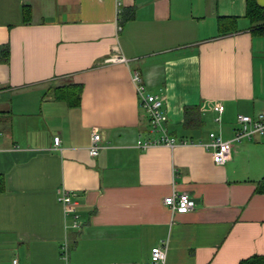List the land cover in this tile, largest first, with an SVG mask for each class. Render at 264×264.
<instances>
[{
  "label": "crops",
  "instance_id": "0c3cea01",
  "mask_svg": "<svg viewBox=\"0 0 264 264\" xmlns=\"http://www.w3.org/2000/svg\"><path fill=\"white\" fill-rule=\"evenodd\" d=\"M135 73L173 147L137 145L158 135ZM263 110L264 31L245 0H0V264H145L156 245L164 264L264 256V135L223 165L204 146ZM180 192L194 208L174 214L163 199Z\"/></svg>",
  "mask_w": 264,
  "mask_h": 264
},
{
  "label": "built area",
  "instance_id": "2783aa9c",
  "mask_svg": "<svg viewBox=\"0 0 264 264\" xmlns=\"http://www.w3.org/2000/svg\"><path fill=\"white\" fill-rule=\"evenodd\" d=\"M116 60L124 61V58L117 57ZM134 82L138 85V96L140 98V105L148 116L150 130L157 133L158 137L147 142L137 141L139 147H147L148 145L164 144L168 147H173L176 143L174 137L170 136L165 128L166 115L161 111L162 98L159 95L146 94L140 84L138 73L134 74ZM211 108L221 113L223 106L221 104H214ZM216 120H219L217 118ZM1 134V133H0ZM254 135H264V110L257 113L255 116L237 115L236 128L232 138L223 140L220 135L213 132L209 133V141L204 144L206 148H211L212 160L216 165H223L230 157V151L233 143L240 142L243 139H251ZM100 135L93 131L90 137V144L88 146V155L94 157L98 154L100 146ZM59 143V137H54V144ZM56 200L62 204L64 214L71 215V228L79 229L81 227L79 215L77 213L78 205L72 201L67 190L60 189L57 191ZM163 203L172 213L185 214L194 208V202L187 192L173 193L163 199ZM61 257L67 260L68 247L66 243L60 246ZM166 258V246H153L150 249L149 260L145 264H164ZM10 264H18L16 259H13Z\"/></svg>",
  "mask_w": 264,
  "mask_h": 264
},
{
  "label": "trees",
  "instance_id": "16d2710c",
  "mask_svg": "<svg viewBox=\"0 0 264 264\" xmlns=\"http://www.w3.org/2000/svg\"><path fill=\"white\" fill-rule=\"evenodd\" d=\"M246 3V16L249 19L252 29L254 31H264V10L263 8L258 5L256 0H245ZM224 19L223 17H220L219 19V27L218 30L220 33L223 32H229V29L223 28L221 21ZM3 52H7L5 49ZM262 184L264 183V180L261 182ZM2 177H0V190H2ZM261 190L264 191V188H260ZM239 264H264V256H251L247 259L241 260Z\"/></svg>",
  "mask_w": 264,
  "mask_h": 264
}]
</instances>
